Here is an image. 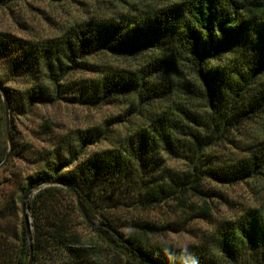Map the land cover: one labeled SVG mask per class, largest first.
<instances>
[{
  "label": "trees",
  "instance_id": "1",
  "mask_svg": "<svg viewBox=\"0 0 264 264\" xmlns=\"http://www.w3.org/2000/svg\"><path fill=\"white\" fill-rule=\"evenodd\" d=\"M14 1L0 0V6ZM102 53L145 59L134 69L102 67L91 59ZM0 62V87L11 111L10 157L23 152L14 136L15 117L37 104L97 106L130 95L128 112L143 116V104L176 100L149 111L143 123L111 146L91 152L89 146L108 138L110 120L104 127L65 133L43 122L50 144L27 157L35 167L25 177L22 196L23 201L35 192L27 200L31 264H264V201L233 219H218L197 242L181 247L151 240L164 230H177L174 224L138 220L132 231L124 232L109 214L120 208L149 209L172 198L185 206L182 196L192 194L203 200L198 216L207 218L211 208L206 198L216 193L204 188L205 181L235 184L264 175V138L244 145L237 158L209 150L232 144L239 127L264 118V0L149 2L145 9L82 21L35 41L0 31ZM181 62L193 71L188 80L172 75ZM79 72L96 76L79 77ZM17 79H24L22 88L8 84ZM125 117L119 114L114 120ZM7 144L0 92V161ZM168 158L187 166L174 169ZM45 181L68 184L80 194L89 218L99 216L93 225L74 205L95 238H85L55 205L57 196L76 201L75 194L61 184L42 186ZM14 210L15 204L8 202L0 207V218ZM21 222L18 243L0 237V264L27 262L30 243Z\"/></svg>",
  "mask_w": 264,
  "mask_h": 264
},
{
  "label": "rangeland",
  "instance_id": "2",
  "mask_svg": "<svg viewBox=\"0 0 264 264\" xmlns=\"http://www.w3.org/2000/svg\"><path fill=\"white\" fill-rule=\"evenodd\" d=\"M157 5L162 0H125L120 2H109L108 0H18L6 6H0V31L9 32L27 40H40L60 35L72 25L90 19L109 16L119 12L132 11L135 8L145 9L149 4ZM225 55H229L228 53ZM102 67H125L134 69L144 56L124 58L114 57L108 54H99L91 58ZM4 64L0 62V70ZM192 69L188 64L181 62L177 64L172 75L177 80H188L192 77ZM79 77H94L91 72H79ZM9 85L22 88L24 79L9 81ZM131 96L122 98L120 102L105 105L90 106L78 103H67L57 101L53 104H37L33 106L25 115L15 117L14 136L17 147L22 148L20 155L11 156L8 164L0 168V207L8 202L15 204L12 215L0 218V237L7 238L9 242L18 243L20 239L23 210L22 196L23 187H27L26 175L34 170V165L27 157L31 156L32 150L42 146H48L50 141L48 135L42 127L44 121L50 122L56 133L73 132L84 130L93 126L105 125V120H110L108 138L101 140L95 145L87 148L91 152L111 146L118 138L134 130L145 120L144 116L149 111H155L173 105V98L156 101L150 105H142L143 116L128 112V99ZM179 99L178 97H175ZM185 100V99H184ZM180 102L181 99H180ZM126 116L124 121L116 122V116ZM46 131V130H45ZM264 138V118H257L250 123L242 125L232 136V144H224L218 147H211L219 157L237 158L242 156L244 145ZM8 146V144H7ZM167 164L174 169H184L187 164L181 159L168 158ZM204 188L214 190L216 194L207 197L210 204V215L207 218L198 216L203 200L200 197L188 194L182 196L185 206L180 205V200L172 198L149 209L142 208H120L110 211V218L120 226V230L130 232L134 229L132 224L135 221H151L158 224H174L177 230H164L152 235L154 243H165L174 246H184L195 243L199 240L203 232L213 229L218 219H233L245 208L259 206L264 201V175L260 177L248 178L235 184H223L207 180ZM35 192L30 194L32 198ZM58 203L55 205L68 213V219L75 225L78 232L85 238H95L94 232L85 223L82 215L75 210V199L66 195L57 196ZM29 198H26V203ZM30 219L31 212L28 208ZM92 221L99 220L98 215H94ZM106 247H108L105 244ZM128 264H140L129 262Z\"/></svg>",
  "mask_w": 264,
  "mask_h": 264
},
{
  "label": "water",
  "instance_id": "3",
  "mask_svg": "<svg viewBox=\"0 0 264 264\" xmlns=\"http://www.w3.org/2000/svg\"><path fill=\"white\" fill-rule=\"evenodd\" d=\"M0 92L2 93V97H3V103H4V111H5V127H6V137H7V142H8V150L4 156V158L0 161V168L8 161L10 155H11V150H12V141H11V132H10V118H11V111H10V104H9V99L8 97L5 95V93L3 92L2 88L0 87ZM52 184H61L63 186H65L66 188L70 189L76 197V202L79 206V208L81 209V211L83 212L85 218L93 225H97L96 222L92 221L85 208L84 205L82 203L80 194L74 189L72 188L70 185L68 184H62V183H58L56 181H45L43 182L41 185L45 186V185H52ZM26 197H24L23 199V203H22V210H23V220H24V227H25V231L27 234V238L28 241L30 243V252H29V256H28V260L25 264H31L32 262V257H33V249L31 246L33 237H32V225H31V219H30V215L28 212V204L26 203Z\"/></svg>",
  "mask_w": 264,
  "mask_h": 264
}]
</instances>
